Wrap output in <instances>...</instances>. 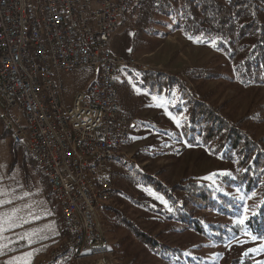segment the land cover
I'll list each match as a JSON object with an SVG mask.
<instances>
[{
  "label": "trees",
  "instance_id": "16d2710c",
  "mask_svg": "<svg viewBox=\"0 0 264 264\" xmlns=\"http://www.w3.org/2000/svg\"><path fill=\"white\" fill-rule=\"evenodd\" d=\"M128 14L136 22L133 46L143 36L178 32L222 62L183 72L129 68L116 78L120 110L137 126L133 134L152 129L156 137L146 134L141 167L122 155L111 160L114 187L102 212L111 264H212L210 245L243 235L264 241V0H165L161 7L131 0ZM227 90L232 94L219 100ZM138 92L153 98L147 106L159 119L140 115ZM163 144L174 154L206 149L213 170L168 182L162 169L144 164L164 155L156 149ZM2 242L0 236V264L28 247ZM231 264L255 263L246 255Z\"/></svg>",
  "mask_w": 264,
  "mask_h": 264
},
{
  "label": "built area",
  "instance_id": "2783aa9c",
  "mask_svg": "<svg viewBox=\"0 0 264 264\" xmlns=\"http://www.w3.org/2000/svg\"><path fill=\"white\" fill-rule=\"evenodd\" d=\"M131 0H28L34 30L33 47H22L21 16L18 0H0V111L7 124L22 138L23 148H31L60 195L71 221L72 238L57 245L51 256H66L74 249L78 264H106L108 251L90 253L89 243L100 240L93 218L97 207L81 186L83 165L93 166L90 177H97L100 190L105 160L122 154L119 146L121 122L129 120L112 97V72L116 66L133 65L137 60L118 57L111 51V39L119 22L128 13ZM156 2V0H150ZM106 64V72L96 74V66ZM42 68L45 95L60 114L62 126L53 128L52 115L40 105L32 70ZM92 70L95 80L79 89L67 103L61 75ZM65 132H73L82 146V155L65 145ZM88 246V253H81ZM50 256V257H51ZM49 260V258H48ZM85 261V263H84ZM40 264L47 262H41Z\"/></svg>",
  "mask_w": 264,
  "mask_h": 264
},
{
  "label": "rangeland",
  "instance_id": "374dc122",
  "mask_svg": "<svg viewBox=\"0 0 264 264\" xmlns=\"http://www.w3.org/2000/svg\"><path fill=\"white\" fill-rule=\"evenodd\" d=\"M135 26L134 16H130L128 13L125 14L124 20H120L111 39V51L114 55L123 58L131 56L135 60L137 59L138 62L140 61V63H146L150 69H160L166 72H183L187 67L197 64L209 65L211 62L216 64L222 62V58L214 51L208 47L197 46L189 42L182 38L178 32L167 34L159 40L143 36L133 46ZM127 69L129 68L117 66L115 79L119 80L122 77H126L125 71ZM95 78L96 74L92 70L62 74L61 81L66 102L69 103L79 89H85L90 86ZM231 94L232 91L227 90L219 100ZM139 98L141 99L140 115L153 120L159 119L158 111L154 110L155 108L153 107L147 106L151 105L153 98L146 93L140 94ZM130 121L131 123L133 122V120ZM132 124V130L136 129L135 122ZM147 133L150 137H156L152 129H143L138 134H133V131L130 133L129 138L126 142L124 141L121 147L123 152L120 155L123 156L125 162L135 167L143 165L138 162L140 156L138 151L144 149L150 143L146 136ZM157 142L161 143V140H157ZM13 144L11 131L4 125L0 116V236H2L3 240L1 244L11 248L28 246L10 257L11 264H37L40 260V257L36 255L37 252L44 250L47 246L38 245L33 247L25 244H30L43 235L44 227L52 223L55 217L54 214L57 213L58 209L42 180L41 169L27 154L28 157H26L22 151L14 155L11 150ZM156 149L163 152L164 155L150 158L144 164L147 165V170L151 172L162 169V176L168 182H176L187 175H205L213 170L214 160L206 149L190 148L177 154H174L165 144ZM105 168L113 189L114 176L112 171L116 168H114L111 161ZM117 170L119 173H124L125 170L126 173L123 165H119ZM108 172L112 174L113 179ZM102 212H100V221L103 230ZM63 224L64 222L61 225L60 220L61 229L65 228ZM106 238L108 240L107 236ZM210 249L208 255L212 259V264H231L232 260L246 255L255 264H264V241L255 240L249 236L246 237V235H243L239 241L230 244L210 245ZM108 252H110L109 247ZM66 255L70 257V261L66 258H61L63 257L61 256L57 259L59 261L56 264H74L70 251H66ZM108 256L110 257V253Z\"/></svg>",
  "mask_w": 264,
  "mask_h": 264
},
{
  "label": "bare ground",
  "instance_id": "6f19581e",
  "mask_svg": "<svg viewBox=\"0 0 264 264\" xmlns=\"http://www.w3.org/2000/svg\"><path fill=\"white\" fill-rule=\"evenodd\" d=\"M148 1L150 2V0ZM18 3H19V11L21 16L22 47H33L34 30L32 26L31 11L30 9H28V0H18ZM150 3L156 7H161L165 4V0H156V2H150ZM132 59L135 60V58L133 57ZM137 66L138 69H145V67H149L148 65H146V63H140V61L139 62L137 61ZM123 67L133 68V65H125ZM104 72H106V64H99L96 66V74H103ZM115 72L116 70L112 72V97L114 98V101L117 103L119 107L118 93L116 90ZM32 77L34 78V88L37 92V95H40V105L44 106V111L46 115H52L53 128H60L62 126L61 115L53 114L54 104L53 102H51V97L45 95V77L44 74H42V68H34L32 70ZM0 116L3 119L4 125L7 127L9 131H11L13 141L15 143H20L23 147L22 138H15V129L13 128V126L7 124V117L1 111H0ZM132 123L130 120H127L126 122H121V131L119 132V146L122 147L125 139L129 135L130 130L132 129L133 126ZM65 145L71 146L72 154L82 155V146L78 142H75V136L73 132H65ZM23 150L41 169L49 185V188L57 198L66 231V237L61 241H59L57 245H67L69 242H71L72 228H71V221L68 216V209L66 208L64 201L62 200V196L60 195V190H55L52 180L48 176H46V170L44 166L41 165L38 159L36 158L35 153H33V150L31 148H23ZM112 158L113 157H108L105 160V167L107 164H109ZM106 171L107 170L105 168V174H103V181L110 183V179L106 174ZM91 173H93V166L83 165V174H81V186L85 187L88 193V199H90L92 203H96L97 207H104V205L111 199L112 186L106 185L105 191H101L99 184L97 182V177H90ZM102 211L103 208H93V218L98 224V234L100 236V240L97 241V243H89L90 253H102L108 251L109 241L107 240L101 228L100 212ZM52 251H56V245L47 254L41 257V262H47L44 264H53L57 261L59 257H61V256H51ZM66 251H70V253L72 254V260L74 264H78V256H75V250L66 249ZM81 253H88V246H81ZM37 264H40V262L38 261ZM106 264H111L110 260Z\"/></svg>",
  "mask_w": 264,
  "mask_h": 264
},
{
  "label": "crops",
  "instance_id": "0c3cea01",
  "mask_svg": "<svg viewBox=\"0 0 264 264\" xmlns=\"http://www.w3.org/2000/svg\"><path fill=\"white\" fill-rule=\"evenodd\" d=\"M113 36H114V34H113ZM113 36H112V38H113ZM111 47H112V41H111ZM12 141H13V139H12ZM13 143L14 144L12 145L11 150H13L14 155H16L18 152L22 151L24 153V155L26 157H28L26 155V153L24 152L21 144L15 143L14 141H13ZM40 173H41L42 180L44 181V184L46 185V188H47L49 194L51 195L54 203L57 206L58 211H57V213L54 214L55 217L53 218L52 223L50 225H47V226L44 227L43 235L41 237L36 238V241H33L30 244H25V245H30V246H33V247L38 246V245L39 246L40 245L47 246L44 250H42L40 252H37L36 255H38V257H42L43 255H45L50 248L54 247L59 241H61L62 239H64L66 237V231H65V235L64 236L62 235V232H64L65 228L61 229V227H60V220H61V225H62L63 218H62V215H61V212H60L58 201H57L56 197L54 196V194L52 193V191L50 190V188L48 186V183L46 182L43 173L41 171H40ZM111 192H112V190H111ZM66 256L69 257L68 255H66ZM67 257L63 256L61 258H66L67 259ZM58 261L59 260H57L53 264H56Z\"/></svg>",
  "mask_w": 264,
  "mask_h": 264
},
{
  "label": "snow or ice",
  "instance_id": "6c2138e0",
  "mask_svg": "<svg viewBox=\"0 0 264 264\" xmlns=\"http://www.w3.org/2000/svg\"><path fill=\"white\" fill-rule=\"evenodd\" d=\"M243 222H244L243 220L239 221V223H241V224H242Z\"/></svg>",
  "mask_w": 264,
  "mask_h": 264
}]
</instances>
